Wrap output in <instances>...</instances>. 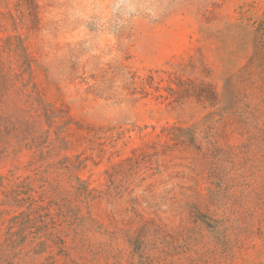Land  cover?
<instances>
[{"label":"rangeland","instance_id":"374dc122","mask_svg":"<svg viewBox=\"0 0 264 264\" xmlns=\"http://www.w3.org/2000/svg\"><path fill=\"white\" fill-rule=\"evenodd\" d=\"M0 264H264V0H0Z\"/></svg>","mask_w":264,"mask_h":264}]
</instances>
